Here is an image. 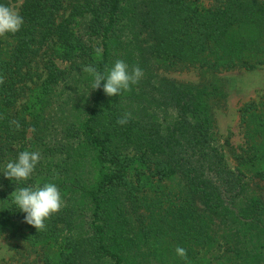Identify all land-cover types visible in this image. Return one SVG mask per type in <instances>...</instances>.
Segmentation results:
<instances>
[{"label": "trees", "instance_id": "trees-1", "mask_svg": "<svg viewBox=\"0 0 264 264\" xmlns=\"http://www.w3.org/2000/svg\"><path fill=\"white\" fill-rule=\"evenodd\" d=\"M18 12L21 29L0 37V238L20 234L38 264H264V92L238 108L233 166L218 114L219 74L264 66V0H22ZM118 59L139 83L91 90L83 67ZM22 151L41 159L17 183L2 171ZM44 183L63 206L37 232L11 193Z\"/></svg>", "mask_w": 264, "mask_h": 264}, {"label": "clouds", "instance_id": "clouds-1", "mask_svg": "<svg viewBox=\"0 0 264 264\" xmlns=\"http://www.w3.org/2000/svg\"><path fill=\"white\" fill-rule=\"evenodd\" d=\"M22 25L23 18L15 8L0 4V37H6L7 34L14 35ZM82 71L93 77L91 90L100 89L103 82V92L108 97L121 96L124 92L131 91L132 86L137 85L144 75L138 65L132 66L129 70L128 64L119 59L104 73H100L91 65L83 67ZM3 83L4 78L0 77V84ZM130 118L131 113L126 112L117 119V124L123 126ZM11 123L15 125V130L20 129L18 121ZM40 159L39 152L22 151L15 161L6 163L2 171L4 177L8 180H15L17 183L27 181ZM11 197L16 208L26 214L23 222L34 227L37 232L45 230V221L59 212L63 206L60 190L54 183L20 187L11 193ZM175 251L179 257L187 260L186 249L178 246Z\"/></svg>", "mask_w": 264, "mask_h": 264}, {"label": "rangeland", "instance_id": "rangeland-1", "mask_svg": "<svg viewBox=\"0 0 264 264\" xmlns=\"http://www.w3.org/2000/svg\"><path fill=\"white\" fill-rule=\"evenodd\" d=\"M205 1L210 2V0ZM21 2L22 0H13L11 6L18 11ZM159 68L157 71L182 80H198L200 77L196 69L164 70V68ZM219 76L224 80L228 92L226 107L218 110L221 144L225 148L229 163L233 166L236 162L232 147L242 142L238 108L243 102L253 98L257 99L264 92V66L254 70L223 71ZM22 229H26L25 225H22ZM29 254L20 234L0 238V264H38L33 260L34 256Z\"/></svg>", "mask_w": 264, "mask_h": 264}]
</instances>
